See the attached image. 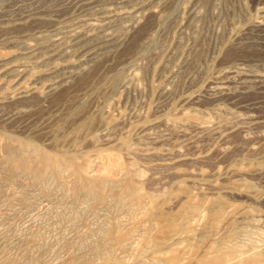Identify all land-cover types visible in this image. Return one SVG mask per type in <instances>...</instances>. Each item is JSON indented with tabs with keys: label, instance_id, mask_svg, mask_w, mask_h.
<instances>
[{
	"label": "rangeland",
	"instance_id": "obj_1",
	"mask_svg": "<svg viewBox=\"0 0 264 264\" xmlns=\"http://www.w3.org/2000/svg\"><path fill=\"white\" fill-rule=\"evenodd\" d=\"M0 264H264V0H0Z\"/></svg>",
	"mask_w": 264,
	"mask_h": 264
}]
</instances>
